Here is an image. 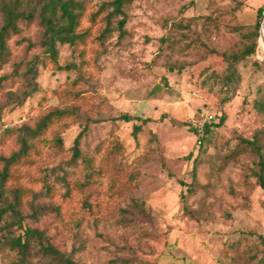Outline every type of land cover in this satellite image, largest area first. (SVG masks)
Returning <instances> with one entry per match:
<instances>
[{"label":"rangeland","instance_id":"1","mask_svg":"<svg viewBox=\"0 0 264 264\" xmlns=\"http://www.w3.org/2000/svg\"><path fill=\"white\" fill-rule=\"evenodd\" d=\"M260 9L264 13V0H133L125 10L124 37L115 31L97 66L81 70L78 55L67 46L59 48L57 64L51 63L38 45L37 24L21 23L0 70V133L32 124L48 107L75 101L78 118L57 131L62 152L46 143L30 175L53 180L66 172L75 181L91 173L104 200L106 193L114 197L79 228L57 222L48 210L34 216L53 203L38 197L24 207L22 229L15 228L14 235L30 228L54 236L57 230L54 241L64 239L77 264H243L234 244L255 253L256 237H264L258 156L236 150L240 138L256 139L264 155V109L257 106L264 104V38L259 29L257 51L239 63L241 82L229 100L208 80L213 59L204 49L224 51L238 43L232 29L253 25ZM206 115L213 119L205 122ZM84 124L81 157L72 166L71 148ZM134 126L140 131L134 133ZM8 150L9 145L0 147V154ZM83 159L92 165L86 167ZM30 182L38 191L40 184ZM16 261L15 253L0 254V264ZM24 264L41 263L33 252Z\"/></svg>","mask_w":264,"mask_h":264},{"label":"trees","instance_id":"2","mask_svg":"<svg viewBox=\"0 0 264 264\" xmlns=\"http://www.w3.org/2000/svg\"><path fill=\"white\" fill-rule=\"evenodd\" d=\"M98 2L93 5L94 2ZM133 0H0V70L9 61V40L21 33V23H36L41 34L38 45L43 50L47 59L57 64L59 48L67 46L78 55L81 70L87 65L97 66L102 49L106 41L112 37L115 31L118 37H124V28L127 20L125 10ZM263 10L257 14V20L253 25L237 26L232 29L240 37V41L224 51L205 47L204 53L207 58L213 60L209 63L206 72H211L208 80L219 86L225 98L229 100L237 91L241 76L238 72L239 63L252 58L258 46L260 37V22ZM87 23V26L84 24ZM116 29V30H115ZM169 44L175 48L178 46L175 39H170ZM199 43V41H197ZM188 46H191L188 43ZM201 44V43H200ZM89 45H91L89 47ZM169 46V45H168ZM95 47V48H94ZM92 53L91 60L88 54ZM58 67V66H57ZM32 77H36V66L30 67ZM1 80V79H0ZM160 90L154 89V94ZM30 92L25 97H29ZM79 95L77 94V97ZM226 100V101H227ZM260 110L264 109L263 103H258ZM80 107L74 101L73 104L62 107H48L40 112L32 124L23 123L19 127L5 129L0 133V147L9 145L7 153L0 154V254L15 253V264H24L33 252L39 257L41 264H77L73 260V252H67L65 240L54 241V236L46 234V230L25 229L22 235H14V229H22L24 220L23 210L26 205L38 198H49L52 205L42 208L34 213V216L47 210L54 213L57 222L66 223L71 228L81 227L85 217L100 214L111 204L113 193H106L107 202L102 197L103 193L97 189V185L90 181V174L85 175L84 180H67L69 173L63 175L54 174L53 180L46 175L33 177L30 171L40 164L42 151L46 143L54 150L62 152V139L57 131L67 121L78 118ZM124 122H130L128 115L118 117ZM148 119L142 121L147 123ZM223 123L221 119L219 126ZM87 124L74 139L71 148L72 155L69 165H76L81 157L79 142L85 132ZM140 126H134V133L140 131ZM209 127L205 126V132ZM52 133V139L48 136ZM246 150L253 151L258 156L256 178L259 187L264 191V155L262 148L256 139L247 140L240 138L237 144V152ZM86 167L92 164L83 159ZM192 180H196L195 170ZM30 181L40 184L39 190L35 191ZM58 184L61 191H56ZM137 208V205L134 206ZM122 220L127 211L121 210ZM57 229V228H56ZM258 247L255 253L240 244H234L231 249L236 257L242 258L243 264H264V237L258 235Z\"/></svg>","mask_w":264,"mask_h":264},{"label":"water","instance_id":"3","mask_svg":"<svg viewBox=\"0 0 264 264\" xmlns=\"http://www.w3.org/2000/svg\"><path fill=\"white\" fill-rule=\"evenodd\" d=\"M260 29H261V38H264V13H263Z\"/></svg>","mask_w":264,"mask_h":264},{"label":"built area","instance_id":"4","mask_svg":"<svg viewBox=\"0 0 264 264\" xmlns=\"http://www.w3.org/2000/svg\"><path fill=\"white\" fill-rule=\"evenodd\" d=\"M212 119H213V116H211V115H206L205 118H204V121H205V122H210Z\"/></svg>","mask_w":264,"mask_h":264}]
</instances>
